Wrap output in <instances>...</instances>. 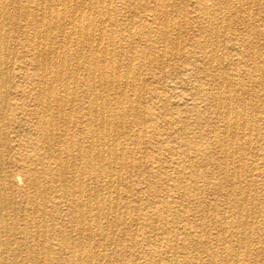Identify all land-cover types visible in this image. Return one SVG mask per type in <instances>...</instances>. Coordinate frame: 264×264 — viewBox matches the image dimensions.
<instances>
[{"label": "bare ground", "instance_id": "bare-ground-1", "mask_svg": "<svg viewBox=\"0 0 264 264\" xmlns=\"http://www.w3.org/2000/svg\"><path fill=\"white\" fill-rule=\"evenodd\" d=\"M29 1L31 4L24 5L21 15L31 25H34L35 32L34 35L31 34L28 48L34 67L31 68L27 64H16L13 68L16 69L15 72L11 73L9 71L11 68L6 66L7 58L2 54V49L5 48L6 51L7 48L8 27L6 28L4 19L17 17L20 6H17V11L12 14L8 11L7 5L11 2L16 4L18 0H0V264L195 263L194 259H199V256L191 238L197 235L198 230L196 229L199 226L196 227L190 220L184 225L174 227L175 218L179 213L186 217L189 215H186V211L180 210L181 212L177 213L176 217H169L171 216L169 199L172 197V193L178 192L179 197L184 200V205H186L190 198L194 197L197 211L204 213L205 210H209V205L206 203L208 200L205 202L200 199L197 192L203 191L205 188L221 192L219 178H216L213 170L208 168L213 153L230 154L237 163H244V159L247 157L253 158L254 163L257 161L258 154L262 149H259V146L252 149L251 139L248 135L258 128L255 121H247L240 117L245 109L241 103L243 101L235 99L239 101V105L233 109L231 107L233 98L222 99L219 95L215 96L201 87L193 90L197 100L214 102L223 124L220 130L221 135L217 136L215 130H211L213 147L200 139L192 145L186 140L177 142L183 159L176 158L172 163L179 169L180 175H178L177 181L179 179L180 181L169 185L168 179L164 178L166 185L157 190H151L148 186L145 188L148 191V197H150L147 206L148 220L146 219L145 226L149 230L138 233V223L135 222L137 218L128 219L129 207L122 205L124 196L121 197L118 187L115 188L112 185L114 178L118 179L121 176V171L118 168L117 171L115 169L116 165L122 164L121 159L125 151L120 143L125 140L128 136L127 133L133 127V122L128 120L133 104L130 99L131 102L128 103L125 102V99L127 88L130 86L132 88L135 85V80L131 84L129 81L130 66L125 67V73H123L121 61H118L117 58L116 62H114L115 60L110 61V67H107L109 65L106 60L108 52L104 49V52L98 55V51L104 46V41L102 36L95 37L91 22L92 15L97 13L101 20V32L108 22L117 24V19L112 16V12L108 8L115 0H108L106 8L102 3L104 0ZM116 1L124 3L125 0ZM156 1L160 5L158 11L165 17L163 34L167 36L168 29L172 25L168 18L169 4L173 0ZM227 1L239 5L252 0ZM134 2L136 0H127L128 4H134ZM57 4L62 5V8L57 7ZM193 5L198 12L199 20L209 18L206 20L207 22L205 21L204 32L208 37L215 39H218L223 29H227L225 21L231 20L233 13L236 14L232 8L228 10L229 6L227 3L226 5L222 4V0H193ZM140 7L147 12L144 17L149 22L147 25L149 26L154 20L152 10L148 2L147 4L144 2ZM224 9L230 13L224 15ZM130 12L133 16H139L136 9H132ZM67 16L71 17L74 20L73 24L78 26V34L83 37L82 49L91 53L88 66L85 67L86 75L81 77L83 95L78 86L81 84L79 83L81 65L87 58L85 54L73 51L71 47H68L64 54L59 52L60 55H58L52 42L45 50L46 46L43 45L45 43L42 42L43 39L40 35V28L45 20H48V23L52 21V18L54 21H63ZM84 18L87 20L86 23L82 22V19L85 20ZM50 29L47 34L50 31L52 33L53 30ZM176 29L178 28L176 27ZM62 33L63 31L60 34ZM113 37L109 38L110 43L114 42ZM54 38L56 37L54 36ZM68 38H71V34ZM235 38L232 31L231 41H234ZM67 44L69 45V43ZM203 46L205 47V43ZM203 50L205 52V48ZM132 51L134 53L133 49ZM211 54L210 60L216 62V65L219 64L216 52ZM160 56L162 57V55ZM71 59L75 63L73 68L70 63ZM134 60V54L129 55L127 61L132 63ZM230 60L232 63V59ZM221 70V67L217 65L216 72H221ZM205 72L206 75H210L206 67ZM15 73L23 82H14ZM28 73L30 77L25 80L24 77ZM225 80L226 77H222L220 84L218 83L219 88H222ZM82 97L86 98V102H82ZM176 97L174 95L169 98L165 94L160 98L154 97L157 103L162 102L161 109L165 115H168L170 124L180 121L184 113L197 108L196 105L190 104V97L183 98L184 100L181 99L180 102L176 100ZM189 104L191 106H188ZM140 115L145 117L146 114L141 112ZM248 118L250 117L248 116ZM194 127L198 129V124L194 123ZM142 131L144 136H148L145 124H143ZM135 134L137 135V133ZM227 135L230 136L229 140L226 139ZM196 137L200 138L201 134L199 133ZM256 163L248 167V174L245 175L248 179H241L235 166H232L229 174L226 173L228 175L225 181L229 189L234 191L237 197L240 196L238 199L232 200V207L236 214L231 223L235 228L231 233L234 244L227 250H223V255L226 259H230V264H260L264 262V248L261 246L264 244V233L260 234V231H264V193L260 202L253 203L249 200L251 194L256 193L255 189L249 187V182H251L249 180L260 176L255 173V170L260 169ZM200 164L205 166V173H202ZM262 164L264 163L262 162ZM228 165L230 164L228 163ZM12 167L17 168L21 173L15 176L11 170ZM185 173H188V179L185 177ZM207 173L211 177L206 178ZM196 177H199L202 182L201 187L197 186ZM18 184H22V186ZM45 190H49L53 196V205L50 210H48L46 201L40 199V195L44 194ZM131 190L127 189L129 192ZM220 196L226 199L221 193ZM158 197L163 199L162 203L159 202ZM63 205L67 210L66 221H61V206L63 207ZM225 205L227 206V204ZM138 207L135 206L134 211ZM50 220L52 222L47 224ZM224 220L225 217L219 218L216 221L218 225L215 226L222 229ZM254 223L259 224L256 233L248 229ZM133 226L137 228H133ZM181 233L185 234V246L182 249L184 256L190 257L192 252L196 253H192L193 256L189 260L186 258V260H179L176 257L180 243L174 237ZM252 234L255 235L252 236ZM203 237L199 236V251L206 253V264H214L219 253L212 249V244L220 239L224 241L225 238L219 233L212 236L208 233L205 238Z\"/></svg>", "mask_w": 264, "mask_h": 264}, {"label": "rangeland", "instance_id": "rangeland-1", "mask_svg": "<svg viewBox=\"0 0 264 264\" xmlns=\"http://www.w3.org/2000/svg\"><path fill=\"white\" fill-rule=\"evenodd\" d=\"M136 2H134V4L132 3L134 5L133 6L131 3L128 4L127 0H125L124 3L116 0L112 1V4L108 8L111 10L112 16L117 19L118 23L116 24V22H108V25H106V27L102 30L103 32L100 31L102 29L100 16L93 12L94 14L91 18L93 19L91 22L93 24L95 37L102 36L104 41V46L100 51H98V55L102 54L105 49V51L108 52L106 60L109 62L107 63L109 65L107 67H110V61L115 60L114 62H116L117 58L118 61H121L123 73H125L124 70L130 66L131 74L129 81L131 84L132 81L135 80V85H133L132 88L131 86L127 88L125 99V102L128 103L131 100L133 104V108L130 110L128 115V120L133 122V127L130 129V132L127 133L128 136L125 138V140L120 143V146L123 147L125 151L121 159L122 164L116 165L115 169L117 171L118 168V170L121 171V176L118 179L117 177L114 178L112 181V185L115 188L118 187L121 197L124 196L122 199V205H128L129 207L127 215L128 219L131 220L132 218H137V221L135 222L138 223V233L149 230V228L145 226L148 220L149 210L147 206L149 205L150 197H148V191L145 190V188L148 186L151 188V190H157L161 186L166 185L164 178L168 179L167 183L169 185L172 183L176 184L178 181H180V179L177 181L178 175H180L178 173L179 169H177V165L172 163V161H175L176 158L180 160L183 159L182 151L179 148L177 142L186 140L187 143H191L190 145H192L200 139L206 142L210 147H213L211 130H215L217 136L221 135L220 130L222 129L223 124L219 118L220 115L218 110L214 106V102L209 100H206L205 102L197 100V97H195L193 93V90L197 87H201V89L205 91H210L215 96L219 95L222 97V99L227 97L233 98V100H231V107L233 109L239 105V101H236L235 99L242 100L243 102L241 103L244 105L245 109L242 113L243 116L241 115L240 117L245 118L247 121H255L258 129L252 131L248 137L251 139L252 149L259 146V149H262V151L258 154L259 156L256 161L257 163L255 162L256 166L258 165L257 167L260 168L255 170V173L260 176H257V178H254L253 180H249L251 181L249 182V187L256 190V193L253 192L251 194L249 200L253 203L258 201L260 202L264 193V164H262V162L264 163V138H262L264 137V0H252L248 2H242L239 5L228 3L227 0L226 2L225 0H222V4L225 3L226 5L227 3L229 6L228 10L232 8V11H236V14L233 13L231 20L225 21V26L227 29H223V31H221L218 39L208 37L204 32V24L206 25L205 21L209 20V18H205V20H199L198 12H196L197 10L193 5V0H173V2L169 4L168 18L172 25H170L171 30L170 28L168 29L169 31L167 36L163 34L165 17L158 11V7L160 6L158 1L136 0ZM144 2L146 4L148 2L154 15L153 23H150L149 26H147L149 22H147L145 20L146 18L144 17L145 13L147 12H145V9L140 7V5ZM102 3L106 8V4L108 5L109 2L108 0H104ZM30 4L31 2L29 0H18V3L16 4L11 2L7 5V9L9 8L8 11L12 14L17 11L16 7L20 6L17 17H8L7 19H4L6 28L8 27L6 37L7 48L6 51L5 48L2 49V54L7 58L6 66L11 68L10 70L8 69L11 73L15 72L16 69L13 68L16 66V64H27L31 68L34 67L31 52L28 51L30 44L29 39L32 35H34L35 32L34 25H31L30 22L25 19L23 15H21L24 5L26 6ZM57 7L62 8V5L60 6V4H57ZM132 9H136V12L138 13L137 15L139 16H133L130 12ZM171 9L172 11H170ZM226 11V9L223 10L224 15L230 13L228 11L226 13ZM86 15L88 16V13ZM171 16L172 18H170ZM71 20L73 19L69 16H67L63 21H54V18H52V21L48 23V20H45L44 23H42L43 25H41L40 35L43 39L42 42L45 43H42L44 46H46L45 50H47V47L52 42L53 48L56 50V52H58V55H60L59 52L64 54L66 52V48L68 47H71L73 51L78 53L83 52L85 54V57L87 58H85L83 64L81 65V75L79 74V83L81 84L78 86V89L83 95L84 89L81 86L83 81L81 77H85L86 75L85 67L88 66L91 53L82 49L83 37L82 35L78 34V26L73 24L74 20ZM86 21V19H82L83 23H86ZM176 27L178 29H176ZM20 28H22L21 31ZM49 29L53 31L52 33L50 31L47 34ZM249 30L250 33H248ZM61 31H63L62 34H60ZM230 31H233L235 34L236 38L234 41H231L230 39ZM70 34L71 38H68ZM54 36L56 38H54ZM78 37L80 38L78 39ZM110 37H113L114 42H109ZM67 43H69V45ZM203 43H205V47L203 46ZM202 46L205 48V52ZM132 49L134 50V53ZM211 51L216 52L219 58L220 63L217 65L221 67V72H216V62H212L209 58L210 55H212ZM131 54H134L135 57V60L132 61V63L127 61L129 55ZM160 55H162V57ZM230 59H232V63L230 62ZM70 63L73 68L75 66L73 59H71ZM205 67L210 72V75H206ZM261 72L262 74H260ZM27 75V77H24L25 80L27 78L29 79L30 77L29 73ZM224 76L226 77V80L222 88H219V82H221L222 77ZM218 77L221 78L218 79ZM13 80L16 83L23 82L21 78L16 76V73L13 77ZM179 91L181 92L179 93ZM163 94L169 98L175 95L177 96L176 100L179 102L183 98L190 97V104L192 103V105H196L197 108H195L193 111L184 113L181 116L180 121H175L170 124L168 115H165L164 111L161 109L162 102L157 103L154 98H160ZM151 97H153V99H150ZM82 102H86V98L82 97ZM190 104L188 106H191ZM110 110H112V108H110ZM141 112L146 114L145 117L140 115ZM248 116L251 119L248 118ZM194 123L198 124V129L194 127ZM143 124H145L147 128L146 132L148 136H144L142 133ZM198 132L201 134L200 138L196 137L199 134ZM135 133H137V135ZM228 137L230 136L227 135V140H229ZM154 139L155 141H153ZM230 158L231 161H229ZM244 161V163H237L230 154L226 155L218 152L216 154L213 153V158L208 164V168L213 170L212 172H214L216 178H219L221 192L209 188H205L203 191L197 192L200 195V199L205 202L207 200L209 201V203L208 201L206 202L209 205V210H205L204 213L197 211L196 206L194 205V197L190 198V201L184 205V200L179 197L178 192L171 194L172 197L169 199L171 216L169 217H176L177 213L181 212L182 210L187 212V216L189 215L186 217L184 215H180L179 213L175 218L173 226L175 225L174 227H177L184 225V223H187L190 220L196 227L199 226L196 229L198 230L196 233L198 236L194 235L191 238V240L194 241V247L198 251L197 255L199 256V259H194L195 263L192 264H206L205 259L207 255L206 253L199 251L200 248L198 241L199 236L202 238L203 235L206 236L208 233L211 236L215 233H219L225 238L224 241L220 239V241L214 242L212 244V249L214 251L217 250L219 253L214 264L231 263L230 259H226L224 257L223 250H227L234 244L231 233L235 230V228L231 223L233 222L236 214L232 207V200L238 199L240 196L237 197L235 192L229 189L225 179L232 166L237 167L236 169H238V174L240 175L241 179H248L247 176H245L248 174V167L255 163L254 159L249 157L244 159ZM228 163L230 165H228ZM204 167L202 164H200L202 173H205ZM11 170L15 176L21 173L15 167H12ZM242 172L243 174H241ZM185 177L188 179V173H185ZM205 177H211V175L207 173ZM196 179L198 181L197 186L201 187L202 182L200 181L199 177H196ZM18 185L22 186V184ZM129 188L130 190L132 189L130 192L127 191ZM220 193L226 199L221 197ZM40 196L42 201H46L48 210L52 209L53 196L50 194L49 190ZM159 202L162 203L163 199L160 198ZM225 204H227V206ZM135 206L139 207L135 208L134 211ZM61 211V221H66L67 210L64 205L63 207L61 206ZM221 217H225V220L223 223V228L218 229L215 225H218L216 221L219 220V218L221 219ZM51 222L52 220L48 221L47 224ZM134 227L136 226H133V228ZM258 228L259 224L257 223H254L248 227V229L252 230L253 233H256ZM263 233L264 231H260V234ZM254 235L255 234H252V236ZM178 236L174 237L177 238L180 243L178 247L179 251L176 254V257L179 260H183L185 258L189 260L190 257L193 256L192 253H196L192 252L190 257H187L186 255L185 257L182 253V249L185 246V234L181 233ZM205 236L203 238H205ZM48 237H50V235H48ZM261 246L264 248V244ZM260 264H264V262Z\"/></svg>", "mask_w": 264, "mask_h": 264}]
</instances>
